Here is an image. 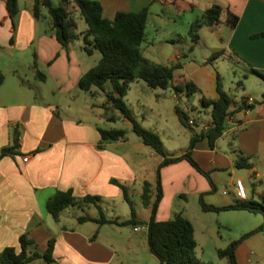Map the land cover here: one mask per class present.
I'll return each mask as SVG.
<instances>
[{"label":"crops","instance_id":"1","mask_svg":"<svg viewBox=\"0 0 264 264\" xmlns=\"http://www.w3.org/2000/svg\"><path fill=\"white\" fill-rule=\"evenodd\" d=\"M97 1L107 19H112L119 11L137 12L148 7L145 32L147 26L153 23L157 32L160 31L158 27L164 25L161 33L168 41L190 38L188 51L193 58L183 60L187 55L182 48H178L169 61L180 64L174 71V85L183 87L187 81H192L197 86L195 93L198 92L201 109H193L200 114L210 115V107L203 106L201 98L217 97V74L223 84L222 74L216 68L219 62H228L234 79L244 88L246 84L242 78L257 87L253 96L245 94L240 101L232 100L227 128L213 147L206 137H202L192 149V157L209 173L213 186L185 159L160 169L162 197L157 207V219L167 220L180 213L191 221L195 236V222L201 217L195 205L201 208L200 199L215 206L235 203L239 200L235 188L238 179L244 184L245 200H260L264 196V79L252 69L264 74V36H251L264 31V0ZM32 4V0H17L18 12L10 18L5 0H0V151L11 145L14 133H18V146L14 153L0 158V251L7 246L20 250L19 237L25 235L43 250L48 241L54 239L53 257L65 263L104 264L113 260L117 249H122L124 255L120 259L128 264H160L149 251L146 230L134 231V226L117 229L118 225H99L92 221L80 223L77 218L81 215L76 212L73 213L74 222L67 225L64 221L67 208L61 212L58 221L46 208L47 199L56 190L71 189L76 197L98 195L105 213L108 207L112 209L116 201L124 200L121 189L111 181L116 179L128 187L137 218L147 221L150 208L142 204V187L148 181L155 193L156 170L163 157L137 135H128L124 141H110L98 147L101 141L98 128H105L98 119L104 122L113 116L115 120L123 119L128 125L131 123L112 109L103 108L104 111L98 113V105L106 100L103 91L101 104L77 98L82 90L78 86L79 78L100 57L93 65L89 64L82 53V37L68 48L62 47L53 34L48 12L45 14L41 9V16L35 18L31 13ZM213 4L222 7L219 23L214 27H199L196 30L198 39L194 41L189 34L191 24ZM75 9L78 10V7L75 6ZM184 14L187 17L180 27L176 24V16ZM232 15L237 17L235 26L227 22ZM42 17H47L49 21L41 30L38 25ZM85 28L78 29L77 23L78 32ZM144 41L150 43L146 33ZM199 47L203 48L202 62L196 60L195 51ZM141 51L147 59L167 64L147 57L142 44ZM217 51L222 53L208 62L209 56ZM34 64L44 73V80L35 77ZM36 86L42 87L40 91L36 90ZM105 91H111L110 83H106ZM90 92L96 97L101 90L92 87ZM248 96L254 102L246 110L244 101ZM183 110L189 109L185 107ZM194 121L195 125L197 122ZM205 125H211V120L204 122L199 131H194H204ZM152 129L157 131L155 127ZM179 134L185 141L181 146L173 145L172 152L167 150L169 156H177L187 150L192 132L171 133L173 143L180 140ZM25 157L28 158L26 161L23 160ZM240 157L247 158L249 166L238 167L236 160ZM137 204L144 208L143 211L135 208ZM226 211L232 212L231 217L240 230L239 238L264 220L260 213L248 210ZM221 226L232 227L218 218L205 231H218ZM255 235L261 236L259 240L264 247V230L247 236L235 251L241 264L245 261L251 263V255H257L253 252L255 241L250 239ZM218 236L222 238L219 232ZM217 238L214 236V239ZM233 240L236 238H230L229 244ZM79 249H84L83 257L79 255H82ZM259 257L264 261V250Z\"/></svg>","mask_w":264,"mask_h":264},{"label":"trees","instance_id":"2","mask_svg":"<svg viewBox=\"0 0 264 264\" xmlns=\"http://www.w3.org/2000/svg\"><path fill=\"white\" fill-rule=\"evenodd\" d=\"M73 2L79 10L80 17L84 20L86 28L78 32L77 21L68 11V4ZM7 14L13 18L18 12L17 0H5ZM46 8L51 20L53 34L59 44L68 48V46L82 37L83 49L92 53V49L100 52L98 62L89 68L78 81V86L89 92L93 98L95 95L90 92L92 87L105 92L106 100L100 105L105 110H116L121 116L128 119L131 123L132 131L146 145L150 146L155 152L163 157L156 170V187L155 193L151 189L148 181L143 183L141 192V201L145 207L150 208V216L147 221L137 218L133 202L130 197L129 189L123 183L116 179L111 181L116 184L122 192L123 199L130 207V217L124 220L108 218L101 205L98 195H85L76 197L71 189L56 190L46 201V208L54 220L58 221L61 212L68 207L85 209L93 206L97 209V216L81 215L77 218L78 222L83 223L92 221L99 225L113 224L118 226H136L145 225L148 248L160 264H205L199 260L195 254L196 240L194 228L189 219L182 214H177L167 220L157 219V207L162 197V188L160 180V169L168 164L175 163L179 160H187L200 173L208 178L211 186L213 182L208 172L203 170L196 160L192 157L191 152L196 142L206 137L211 147L227 128V118L230 116V105L232 98L223 89L222 79L217 74L216 91L217 97L209 99L201 98V104L210 107L211 125L199 133L194 131L193 125L189 124V116L185 110L176 106L175 112L180 123L188 128L192 134L189 140L187 150L177 156H169L164 149L160 136L145 127H143L131 114V110L124 101V97L130 87V83L135 80H142L148 87L167 89L174 88L175 91H185L187 95L194 94L198 89L192 81H187L183 87L174 85V71L180 67L179 63L163 64L153 62L147 59L142 51L141 44L145 39V28L148 16V7L137 12H117L112 19H107L102 14V7L97 0H33L31 13L33 17L41 16V9ZM222 7L213 4L206 8L201 17L196 19L190 26L189 34L195 41L198 39L196 30L205 25L214 27L220 21ZM230 26H235L236 16H230L227 20ZM264 36V31L254 34L251 37ZM222 51L212 53L207 59L208 62L218 57ZM255 74L264 79V74L252 69ZM35 77L44 80L45 75L38 70L34 64ZM2 76H0V80ZM106 83H110L111 91H105ZM250 108L251 106H246ZM114 121L113 116L108 117ZM100 134L99 148L106 142L124 141L127 139V132L119 128H98ZM18 146V133L13 135L11 145L3 147L0 151V158L5 155L14 153ZM238 167L249 166L247 158L240 157L236 160ZM200 205L203 211H226V210H248L252 213H260L264 218V196L260 200L239 199L233 204L224 206H215L206 204L200 199ZM264 230L263 222L252 231L243 234L240 238L233 240L224 249H218L219 257L228 259L229 264H240L236 259V248L238 244L247 236ZM54 239L48 241L47 247L42 251L29 250L28 246L35 241L27 238L25 235L19 237L20 250L13 246L4 247L0 251V264H28L34 260H43L47 264H53Z\"/></svg>","mask_w":264,"mask_h":264},{"label":"rangeland","instance_id":"3","mask_svg":"<svg viewBox=\"0 0 264 264\" xmlns=\"http://www.w3.org/2000/svg\"><path fill=\"white\" fill-rule=\"evenodd\" d=\"M33 1V0H32ZM58 0H54V3L57 4ZM75 4L73 2H70L68 4V11L70 14L77 19L78 23V29H82L86 26L83 19H80V13L78 10L75 9ZM43 12L46 14L47 9L42 8ZM176 24L178 26H183V23L186 19V15H178L176 16ZM49 19L47 17H42L39 20V28L45 29L47 26ZM153 23L149 24L146 29V36L149 40V44L144 41L142 43L144 48V53L147 57L153 58L154 60H158L160 62H165L167 64H171V58L176 54L178 48H182L185 53L186 57L183 58V60L191 59L193 58L192 54H189L188 51V44L191 42L190 38L188 37H182L179 38L178 41H168L163 38L162 30H164V25H160V31L154 30ZM149 45V47L146 48V46ZM94 54H88L84 49L82 50L83 55L86 57V59L89 61V64L93 65L96 60L100 57V52L98 50H94ZM203 53V48L199 47L195 51L196 54V60H199L202 62L201 55ZM228 62H219L218 66L216 68H219L218 70L222 74L223 77V86L224 90L230 95L233 102L240 101L245 94H250L251 96L254 95V91L257 90V87L253 82L249 81L246 82L245 79H241L243 83L246 84V87L244 88L243 85L238 84V80L234 79L233 71L229 68ZM136 82H131L130 87L124 97V101L131 110V114L134 116V118L145 128L150 129L154 132H156L164 145V149L167 152V150L171 151L172 146H181L183 144L184 138L182 134H179L178 139L179 141H176L173 143L172 139L173 137L170 136L171 133H175L177 131H183L184 133H190V130L186 127H184L175 112V107L179 106L182 109L185 107H188L187 114L189 117L196 120V124H193V128L197 131H199V127L205 122H208L211 120V116L207 113L200 114L197 112L194 108L201 109L200 102L197 100L198 92L194 94V96L189 97L186 92H176L174 88L169 87L167 89L162 88H151L146 85V83L142 80H135ZM38 85H42L39 84ZM36 90L40 91V86H36ZM44 89V88H43ZM174 94H177V97H174ZM77 98H86L87 100L93 101L95 104H101L104 98V94L101 91L99 95L91 99L89 94H85L84 90H81L80 94L77 96ZM100 105H98V113L101 111L103 112V108H99ZM233 107V103L231 105ZM116 111V110H114ZM99 123L104 126L105 128H119L123 129L127 132V135L130 137H136V134L132 131L131 125H128V123L123 119H116L114 121L111 120H105L100 121L98 119ZM157 128V131L153 130L150 127ZM177 138V137H176ZM174 138V140L176 139ZM182 139V140H181ZM172 152V151H171ZM196 211L201 215L195 222L196 226V233H195V240H196V247H195V254L199 258V260L205 264H229L228 259L226 257L221 258L217 254L218 249H224L229 245V239H237L240 236V230L237 224L234 223V219L231 217L232 212L223 211V212H203L197 204L195 205ZM136 209L143 211V207L140 204H137ZM113 209V211H112ZM108 207V209L105 212L106 216H120V218H126L130 217V207L128 203L124 200L116 201L114 206ZM192 207H190V210ZM76 212L77 215H94L96 216L97 210L93 207L85 210H80L78 208L70 207L65 210L64 217L66 219L64 221L67 222V225H70L71 221L73 220V213ZM68 215V216H67ZM116 218V217H114ZM222 218L223 222H226L228 224H231V229L226 227H218L214 229L213 231H205V228L208 226H211L212 223L218 219ZM130 228V226H119L117 229H123V228ZM218 232L222 235V238H219ZM214 236H217V240L214 239ZM259 235L251 236V240L255 241V245L253 248V252H256L257 255L253 254L251 255V263H248L245 261L244 264H260L261 262H264L260 259L259 254L262 253L264 250L263 244L261 240H259ZM29 250H37L38 252H42L43 249L40 247V245L34 243L28 246ZM111 249V248H110ZM247 249V248H245ZM82 252V255L79 253L80 256H84V249H79ZM114 250V249H111ZM117 255L113 258L112 261L104 264H128V262L125 260H121L120 257L123 256L122 249H117ZM250 249H247V252H249ZM86 252V251H85ZM89 253V252H88ZM87 253V254H88ZM148 252H145L146 254ZM148 255V254H147ZM151 255V254H149ZM152 257V256H151ZM246 256L244 257V259ZM123 261V262H122ZM238 261V260H237ZM239 262V261H238ZM240 263V262H239ZM28 264H46L43 260H34ZM53 264H70L65 263L63 261H60L59 259L55 260ZM241 264V263H240ZM264 264V263H261Z\"/></svg>","mask_w":264,"mask_h":264},{"label":"built area","instance_id":"4","mask_svg":"<svg viewBox=\"0 0 264 264\" xmlns=\"http://www.w3.org/2000/svg\"><path fill=\"white\" fill-rule=\"evenodd\" d=\"M253 102H254V99L252 97L248 96V97L245 98L244 104L246 106H249ZM247 109L248 108L246 107V110ZM227 119H229V117ZM188 122L191 125H193L195 123L193 118L189 119ZM209 126L205 125L203 127L204 130H206ZM27 159H28L27 157L23 158L24 161H26ZM235 188H236V193H237L238 198L239 199H245L246 198V190H245L244 184H243V182L241 180L238 179V180L235 181ZM133 229H134V231L146 230V226L145 225H136V226H134Z\"/></svg>","mask_w":264,"mask_h":264}]
</instances>
